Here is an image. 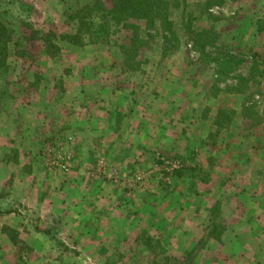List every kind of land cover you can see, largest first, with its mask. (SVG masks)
<instances>
[{
  "label": "rangeland",
  "instance_id": "1",
  "mask_svg": "<svg viewBox=\"0 0 264 264\" xmlns=\"http://www.w3.org/2000/svg\"><path fill=\"white\" fill-rule=\"evenodd\" d=\"M72 1L0 0V21L25 52L7 60L0 79V208L13 212L0 216V264H184L189 245L204 240L215 207L221 239L237 238L238 258L251 260L263 246L264 213L257 222L239 212L264 207V169L257 166L260 156L264 160V30L257 27L264 0H212L220 5L207 12V0H185L170 16L178 47L170 42L163 58L161 38L148 40L142 48L147 64L134 74L115 68L119 55L103 44L76 49L55 41L60 53L50 60L40 41L24 40L26 22L55 37L72 33L62 6ZM132 23L143 38L145 31L154 34ZM185 25L211 30L215 41L203 53L236 56L232 70L219 77L213 63L206 65ZM131 28L120 27L110 41L127 45ZM252 55L262 76L243 96L227 94L236 78L249 77ZM241 102L254 110L245 118L239 112L217 134V110ZM206 135L207 157L216 154L219 161L216 179L192 176L200 160L189 140L202 142ZM240 139L242 149L231 152ZM181 168L185 176L172 175ZM200 193L208 196L207 210L194 200ZM185 208L187 230L174 214ZM3 229L18 234L15 246ZM208 242L192 264H225L232 255L238 261L236 249Z\"/></svg>",
  "mask_w": 264,
  "mask_h": 264
},
{
  "label": "trees",
  "instance_id": "2",
  "mask_svg": "<svg viewBox=\"0 0 264 264\" xmlns=\"http://www.w3.org/2000/svg\"><path fill=\"white\" fill-rule=\"evenodd\" d=\"M109 2V6L105 5L103 0H73L72 2L63 3L64 12L63 18L65 24L71 28L72 33H65L54 36V31L46 30L41 31L34 29L32 24L26 22L24 27L30 33L29 37H25L26 42L40 41L42 43L43 51L42 55L47 59L55 60L59 56L60 49L55 44L56 42H64L67 46L76 49H82L86 46L92 45H105L109 48V51L117 52L121 63L118 68L123 74H134L136 72L141 73L142 68L147 64L142 60L143 52L142 48H146L145 43L154 39L155 37H160L163 48H172L170 42L174 43L176 47L179 45L178 35L172 29V22H170L171 10L179 9L182 7L185 0H106ZM16 2V0H15ZM213 5H220V2L207 0L205 4V10ZM209 20L214 18L210 15L207 16ZM132 22L144 23L145 30L151 29L154 31L153 35H147L145 31L143 32L144 38L141 36L139 27L133 26ZM158 26V29L154 27ZM132 27L131 37L128 40L127 45L119 46L110 41V38L122 30L129 29ZM257 27L260 30H264V21L257 22ZM116 29V30H115ZM187 33V40L193 44L196 50L199 51L201 59L204 60L206 65L214 64L216 67V74L219 77H223L229 71L232 70V66L237 63L235 60L236 56L230 54H215V58L212 59L209 54L203 53V47L206 44L211 45L215 41V34L211 30H198L190 28L188 25L184 28ZM25 35V33H23ZM27 36V34H26ZM56 38V40H54ZM20 39V38H18ZM25 42V43H26ZM21 43L17 42V38L14 39V31L9 28L4 22L0 21V79L8 71L7 60L11 56L16 58H23L25 56L24 50H22ZM10 48L15 50L11 51ZM166 48L163 50V58L167 56ZM21 50V53H18ZM241 56L240 58H242ZM257 55H252L251 61L252 66L248 69L249 77H240L236 78V84L232 88H226L228 91L227 94L240 95L243 96V93L246 89V86L251 82L255 81L256 76H262V72L258 71V64L256 63ZM142 60V61H141ZM240 59L239 63H242ZM90 78V77H88ZM39 78L36 79L38 81ZM213 89H216L213 87ZM7 91V90H6ZM6 91H1L2 95L6 94ZM81 93L86 95L84 88L81 89ZM240 98L236 97L235 100ZM251 107V106H250ZM249 106L245 105V102H241V105L238 111L229 110V109H218L215 117L213 118L212 124L216 128V133L220 134L226 126L230 124L229 120L232 121L233 118L238 115L239 112L243 116L251 113L254 110ZM245 113V114H244ZM9 160H5L7 162ZM11 162L16 163L12 158ZM187 169H179L173 171V176L183 177L185 176V171ZM212 219L209 220L210 223L203 229L204 240L199 241L198 243L189 245L190 249L186 253L187 257L185 258L184 264H192L194 256L202 249V246L205 241H214L220 243L221 234H222V225L218 222V208H211ZM12 211H5L0 208V216L12 214ZM3 234L11 242L13 246L17 244L18 234L15 231L11 232L7 229H3ZM43 234L47 235L51 240L54 237L51 235L50 230L43 231ZM220 241V242H219ZM63 248L64 252H68V248L63 244H59ZM201 264H203L201 262ZM206 264V262H205Z\"/></svg>",
  "mask_w": 264,
  "mask_h": 264
},
{
  "label": "crops",
  "instance_id": "3",
  "mask_svg": "<svg viewBox=\"0 0 264 264\" xmlns=\"http://www.w3.org/2000/svg\"><path fill=\"white\" fill-rule=\"evenodd\" d=\"M239 107L237 108V107L233 106V110L234 111H238ZM206 138H207V135H206L205 139L202 142L199 140V138H197L198 140H196V141L189 140L190 141V148L191 149L194 148L193 150H191L192 156L193 157H196L197 156V159L200 160L199 163H197L196 168L195 169L193 168L194 171H193L192 176L196 177V179H202V178H206V179H216V178H214L212 176V174L214 173V170L213 169H215V167L217 168L216 163L217 162L219 163V161L214 160V157H216V154L214 155V154L211 153L210 158H212V159H209L207 157V154L210 153V151H208L209 149H207L206 143H204L206 141ZM196 143H199V144L196 145ZM241 143H242V140L241 139L240 140H237L235 143L232 144V147L233 148H231L230 151L232 152V151L241 150L242 149V144ZM201 147H204L206 149V151L203 152L202 151L203 149ZM258 162H259V164L257 166L259 168L262 167L264 169V160H263L262 156L259 157ZM209 172H210V174L207 175ZM218 179L223 180V179H228V177L226 176V174H220V177ZM213 182L214 181H211L209 183V187L212 186ZM207 197L208 196L206 194H203L202 195L200 193L198 195V197H195L194 198V200L197 201V198L198 199H201V201H203L201 203V206L204 207L205 206V203L208 202L207 201ZM199 203H200V201H199ZM262 208L264 210V207L257 206L256 208H252L251 209L252 211L248 209V210H246V211L243 212L241 210L239 213H241V214L244 213V214H242V216H246V217L247 216H252L253 219H256L257 218L256 221L259 222V219H260L259 218V214H261L262 212L264 213V211L262 210ZM205 210H207L206 206H205ZM260 210H262V211L260 212ZM187 212H188V210L185 208L184 210H182V209L176 210V212L174 213L175 216L180 217V220L178 221V224L182 225L185 230H187V227H186L185 223L183 222L184 221V218H185V222L186 223H190L189 222V219L190 218L188 219V218L185 217L188 214ZM254 213H255V215H254ZM257 227L262 228L261 225H259V226L257 225ZM252 229L254 230V233H255V235L254 234H252V235L253 236H256L257 235V233H256V230L257 229L255 227L252 228ZM249 230H250V228H249ZM259 235H260L259 236V240L261 238H263L262 239L263 240V244H262L263 246L257 247L258 250H257V252L255 254H254V252L251 253L252 254L251 260H248L247 258H244V260H242L243 258H238V252L239 251L237 252V250L240 247V242L237 240V238H230L229 237V239H221L220 241H221V243H222L223 246L229 247L230 249H236L235 250V254L237 255V258H238V261L235 263L234 260H233L234 255H232V256L229 257L228 261L225 262V264H261L262 262H264V234L262 232L261 234L259 233ZM254 241H256V239L250 241V243L252 244V246H253ZM208 243L209 244H212V243H214V241L210 240ZM257 248H255V249H257Z\"/></svg>",
  "mask_w": 264,
  "mask_h": 264
},
{
  "label": "built area",
  "instance_id": "4",
  "mask_svg": "<svg viewBox=\"0 0 264 264\" xmlns=\"http://www.w3.org/2000/svg\"><path fill=\"white\" fill-rule=\"evenodd\" d=\"M178 168H180V167L173 165V170L178 169Z\"/></svg>",
  "mask_w": 264,
  "mask_h": 264
}]
</instances>
